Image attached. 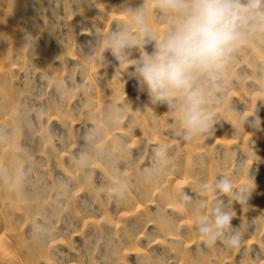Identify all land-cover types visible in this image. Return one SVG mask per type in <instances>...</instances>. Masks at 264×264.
Segmentation results:
<instances>
[{
    "label": "rangeland",
    "instance_id": "obj_1",
    "mask_svg": "<svg viewBox=\"0 0 264 264\" xmlns=\"http://www.w3.org/2000/svg\"><path fill=\"white\" fill-rule=\"evenodd\" d=\"M124 4L0 0V264H264V38L230 67L214 135L183 142L131 67L90 55ZM255 107L259 128H242L232 109ZM217 176L253 188L247 204L220 197L243 234L236 249L202 242L173 199Z\"/></svg>",
    "mask_w": 264,
    "mask_h": 264
},
{
    "label": "clouds",
    "instance_id": "obj_2",
    "mask_svg": "<svg viewBox=\"0 0 264 264\" xmlns=\"http://www.w3.org/2000/svg\"><path fill=\"white\" fill-rule=\"evenodd\" d=\"M122 11L125 20L107 33H97L90 55L102 47L98 58L102 67L105 52L119 65L126 64L125 71L131 67L129 74L146 90L150 103L164 105L172 114V135L189 143L214 135L213 126L219 120L212 108L222 102L230 67L238 53L264 38V0H140L138 4L125 0ZM149 45L151 52L145 50ZM134 52L139 56L134 58ZM232 111L242 128L245 124L259 128L256 107L249 115ZM108 114L114 122L124 117L119 106L111 107ZM157 151L165 155L164 149ZM153 175L149 170V178ZM194 187L200 197L188 188H178L172 195L196 217L194 230L202 242L241 247L243 234L231 225L229 209L232 202L247 204L253 188L236 187L223 176ZM221 196H227L231 204H225ZM126 197L121 190L116 201Z\"/></svg>",
    "mask_w": 264,
    "mask_h": 264
}]
</instances>
